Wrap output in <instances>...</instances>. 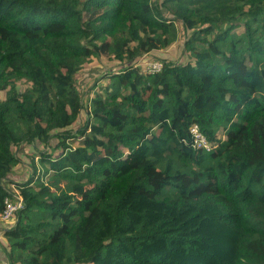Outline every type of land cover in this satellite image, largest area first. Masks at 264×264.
I'll use <instances>...</instances> for the list:
<instances>
[{
    "label": "trees",
    "instance_id": "obj_1",
    "mask_svg": "<svg viewBox=\"0 0 264 264\" xmlns=\"http://www.w3.org/2000/svg\"><path fill=\"white\" fill-rule=\"evenodd\" d=\"M101 55L122 64L84 105ZM0 93L10 264H264V0H0Z\"/></svg>",
    "mask_w": 264,
    "mask_h": 264
},
{
    "label": "rangeland",
    "instance_id": "obj_2",
    "mask_svg": "<svg viewBox=\"0 0 264 264\" xmlns=\"http://www.w3.org/2000/svg\"><path fill=\"white\" fill-rule=\"evenodd\" d=\"M180 26V25H179ZM243 28L239 29L242 30ZM181 36L182 33H181ZM180 36V37H181ZM182 39L178 42L174 43L173 45L164 48V49H156L151 52H148L142 56L139 59L140 63L143 65V62H154V60H165V61H179L184 53H183V42ZM120 64H122L119 61L109 59L105 55H101L99 57H93L91 61L86 63L82 69L77 74L76 82L77 86L81 92L82 95V102L84 105H86V100L88 99V96L91 95L96 90H100L99 86L102 84V77L103 75L113 69L120 68ZM98 84L95 88L93 87L94 84ZM18 85L20 89H23L27 82L20 80L18 81ZM2 96V93H0V97ZM86 111L85 107L84 110L81 113V122L86 119ZM80 128L79 123L75 124L72 132L77 133ZM39 150V146L36 145L34 147H29L27 151H23V153H19V156L21 157V164H19L13 173H11L9 176L10 178L14 179V181H25L33 174V168L32 164L29 161V158L25 155L27 152H30L35 149ZM16 150H18V147H16ZM18 153V152H17ZM7 180H5L6 184ZM8 184V182H7ZM11 187V186H10ZM15 223V217L13 216L8 221H2L0 220V264H10L9 259L6 255L5 249L8 247L7 245V239L4 236L5 229L12 227Z\"/></svg>",
    "mask_w": 264,
    "mask_h": 264
},
{
    "label": "built area",
    "instance_id": "obj_3",
    "mask_svg": "<svg viewBox=\"0 0 264 264\" xmlns=\"http://www.w3.org/2000/svg\"><path fill=\"white\" fill-rule=\"evenodd\" d=\"M162 68V61H155L148 64V69L151 72H157ZM190 132L193 136V146L197 148H205L209 150L212 144L202 132L198 124L190 126ZM11 197L7 196L5 199V208L1 214L2 221H8L18 213L20 209L24 207L23 197L16 191H10Z\"/></svg>",
    "mask_w": 264,
    "mask_h": 264
}]
</instances>
